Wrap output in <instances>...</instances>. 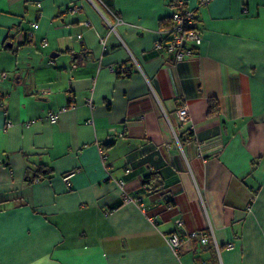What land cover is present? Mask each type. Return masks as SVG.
Instances as JSON below:
<instances>
[{
  "label": "crops",
  "instance_id": "crops-1",
  "mask_svg": "<svg viewBox=\"0 0 264 264\" xmlns=\"http://www.w3.org/2000/svg\"><path fill=\"white\" fill-rule=\"evenodd\" d=\"M173 1L0 0V264H264V0Z\"/></svg>",
  "mask_w": 264,
  "mask_h": 264
},
{
  "label": "built area",
  "instance_id": "built-area-1",
  "mask_svg": "<svg viewBox=\"0 0 264 264\" xmlns=\"http://www.w3.org/2000/svg\"><path fill=\"white\" fill-rule=\"evenodd\" d=\"M211 0H200L199 7H203L207 5ZM171 9V24L168 28H166L165 32L169 34L168 38L159 39L156 43V47L159 49H166L168 51H172L175 53L176 61H181L187 56H193L196 54V47L199 46L204 39V34L201 28L197 23V9L193 7H189L185 0H175L170 5ZM81 7L71 6L69 7V11L72 13H76ZM34 28H39V23H34ZM34 31L29 32V36H32ZM126 71V69H125ZM8 77L7 73L1 74V79H6ZM3 103H1L2 105ZM7 114V113H6ZM58 113H50L48 118L55 122L58 120ZM177 117L180 122H186L190 118V106L188 103H185L178 111ZM12 122H8L7 126H11ZM108 159V155L103 152V160L106 161ZM73 173H68L65 175V181L70 185V179ZM121 187L125 186V182L123 180L119 181ZM145 188L147 186L145 185ZM124 196L126 199H130L129 193L124 189ZM178 228L182 227L184 221L182 219L176 220ZM193 235H201L203 243L208 241V237L204 235L203 232L194 231ZM167 243L173 249V251L177 252L180 248L183 239L179 232H173L170 235L166 236Z\"/></svg>",
  "mask_w": 264,
  "mask_h": 264
},
{
  "label": "trees",
  "instance_id": "trees-1",
  "mask_svg": "<svg viewBox=\"0 0 264 264\" xmlns=\"http://www.w3.org/2000/svg\"><path fill=\"white\" fill-rule=\"evenodd\" d=\"M126 72V71H124ZM122 72L121 70V67H120V74L124 73ZM211 101L213 102L211 104V110H210V113H215V112H218L220 110V102H219V99L217 98H212ZM43 168H45L46 166H42ZM40 168L39 169V172L41 173V175L43 174H47L49 171L46 170V171H43V168ZM43 171V172H42ZM144 184H149V185H153L155 186V188H159L162 184H163V180L161 178V175L159 172H156V171H153L151 172L150 174H148L145 179H144Z\"/></svg>",
  "mask_w": 264,
  "mask_h": 264
},
{
  "label": "bare ground",
  "instance_id": "bare-ground-1",
  "mask_svg": "<svg viewBox=\"0 0 264 264\" xmlns=\"http://www.w3.org/2000/svg\"><path fill=\"white\" fill-rule=\"evenodd\" d=\"M191 114V113H190Z\"/></svg>",
  "mask_w": 264,
  "mask_h": 264
},
{
  "label": "rangeland",
  "instance_id": "rangeland-1",
  "mask_svg": "<svg viewBox=\"0 0 264 264\" xmlns=\"http://www.w3.org/2000/svg\"><path fill=\"white\" fill-rule=\"evenodd\" d=\"M190 106V105H189Z\"/></svg>",
  "mask_w": 264,
  "mask_h": 264
}]
</instances>
